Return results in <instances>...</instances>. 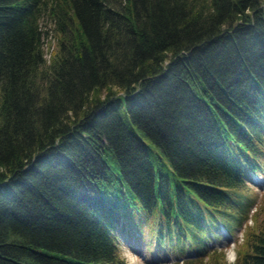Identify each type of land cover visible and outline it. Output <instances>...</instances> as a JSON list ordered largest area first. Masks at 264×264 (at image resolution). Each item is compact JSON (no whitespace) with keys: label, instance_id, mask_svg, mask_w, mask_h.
I'll list each match as a JSON object with an SVG mask.
<instances>
[{"label":"trees","instance_id":"16d2710c","mask_svg":"<svg viewBox=\"0 0 264 264\" xmlns=\"http://www.w3.org/2000/svg\"><path fill=\"white\" fill-rule=\"evenodd\" d=\"M262 171L264 0H0V264H227Z\"/></svg>","mask_w":264,"mask_h":264},{"label":"rangeland","instance_id":"374dc122","mask_svg":"<svg viewBox=\"0 0 264 264\" xmlns=\"http://www.w3.org/2000/svg\"><path fill=\"white\" fill-rule=\"evenodd\" d=\"M56 45V40L52 35L46 37L44 44L46 57L51 58L52 51L56 49ZM252 180L253 182H249V190H247V193L250 194V200L253 201L249 219L245 220L241 226L236 225L231 232L228 231L227 228L221 226V229L218 231L219 236L212 237L208 242L209 248H220L219 250L225 248L226 253L224 261L226 262H228L230 254L235 253L237 256V242L246 239L249 227H251V231L257 232L261 231V226H263L264 171L254 175ZM120 249L128 264H159V262L165 261L174 262L189 257L194 251L193 248L189 249V247H186L185 251L181 252L179 249H173L167 244L163 247H159L156 243H150L147 240L137 242L134 239L129 241L126 238L120 241ZM221 253L222 252H218L220 255ZM216 256L217 260L220 261L221 257L218 255Z\"/></svg>","mask_w":264,"mask_h":264},{"label":"clouds","instance_id":"9594fccd","mask_svg":"<svg viewBox=\"0 0 264 264\" xmlns=\"http://www.w3.org/2000/svg\"><path fill=\"white\" fill-rule=\"evenodd\" d=\"M232 256L234 258H230V256H229L227 264H235V261H236V258H237L236 257V254L235 253H232Z\"/></svg>","mask_w":264,"mask_h":264},{"label":"snow or ice","instance_id":"6c2138e0","mask_svg":"<svg viewBox=\"0 0 264 264\" xmlns=\"http://www.w3.org/2000/svg\"><path fill=\"white\" fill-rule=\"evenodd\" d=\"M230 258H234V257L232 256V254H230Z\"/></svg>","mask_w":264,"mask_h":264}]
</instances>
